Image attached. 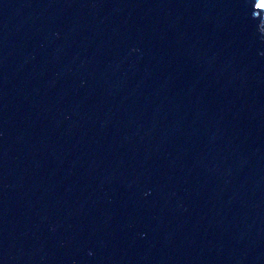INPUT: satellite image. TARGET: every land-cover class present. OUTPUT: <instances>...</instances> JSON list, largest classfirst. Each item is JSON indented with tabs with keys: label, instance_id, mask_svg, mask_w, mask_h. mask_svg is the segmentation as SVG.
<instances>
[{
	"label": "water",
	"instance_id": "95a60500",
	"mask_svg": "<svg viewBox=\"0 0 264 264\" xmlns=\"http://www.w3.org/2000/svg\"><path fill=\"white\" fill-rule=\"evenodd\" d=\"M0 264H264V0H0Z\"/></svg>",
	"mask_w": 264,
	"mask_h": 264
}]
</instances>
